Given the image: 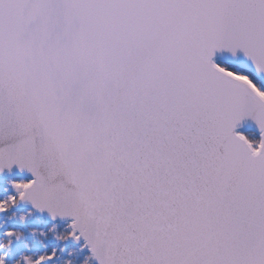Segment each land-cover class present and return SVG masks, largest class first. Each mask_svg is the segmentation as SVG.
Masks as SVG:
<instances>
[{
	"label": "snow or ice",
	"instance_id": "6c2138e0",
	"mask_svg": "<svg viewBox=\"0 0 264 264\" xmlns=\"http://www.w3.org/2000/svg\"><path fill=\"white\" fill-rule=\"evenodd\" d=\"M0 264H264V0H0Z\"/></svg>",
	"mask_w": 264,
	"mask_h": 264
}]
</instances>
